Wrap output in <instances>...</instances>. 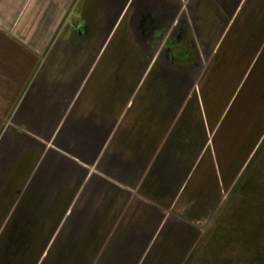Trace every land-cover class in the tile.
<instances>
[{
	"label": "crops",
	"instance_id": "crops-1",
	"mask_svg": "<svg viewBox=\"0 0 264 264\" xmlns=\"http://www.w3.org/2000/svg\"><path fill=\"white\" fill-rule=\"evenodd\" d=\"M263 43L264 0H0V264H179L219 198L194 86L264 112Z\"/></svg>",
	"mask_w": 264,
	"mask_h": 264
},
{
	"label": "rangeland",
	"instance_id": "rangeland-1",
	"mask_svg": "<svg viewBox=\"0 0 264 264\" xmlns=\"http://www.w3.org/2000/svg\"><path fill=\"white\" fill-rule=\"evenodd\" d=\"M174 25L179 26L182 37L190 33L185 22H174ZM172 30L171 26L165 30V40L171 41ZM176 31L177 27L174 32L177 33ZM193 45L190 44L192 49ZM257 45L250 44L239 67L247 64ZM166 46L169 45L165 44L164 50ZM263 47L264 43L261 50ZM257 58L258 54L244 77L245 88L257 78L258 65L264 62L259 59L254 66ZM208 78L207 75L202 79L201 87L203 83L207 85ZM232 83L233 80L229 81L225 90L216 92L201 90L196 86L193 89L198 103L202 97L209 105L206 112L213 121L205 123V152L199 157L196 168L200 164L205 165L206 155L210 153L219 198L211 216L203 226H196L192 240L189 237V248L181 256L179 264H264V112L254 105L257 100L252 93L248 106L241 105L239 112V105L234 102L238 92L239 104L241 102L243 93L240 89L243 82L230 103L226 107H219L218 102L222 100V104L223 99L231 94L229 87ZM219 95L221 97L216 102L215 97ZM199 107L203 115V108ZM221 109L223 110L219 112ZM225 129L226 133L222 132Z\"/></svg>",
	"mask_w": 264,
	"mask_h": 264
},
{
	"label": "flooded vegetation",
	"instance_id": "flooded-vegetation-1",
	"mask_svg": "<svg viewBox=\"0 0 264 264\" xmlns=\"http://www.w3.org/2000/svg\"><path fill=\"white\" fill-rule=\"evenodd\" d=\"M173 30H172V34H177V33H175L174 32V30H175V27L174 28H172ZM177 32V31H176ZM180 32V31H179ZM168 37V36H167ZM169 37H170V35H169ZM165 44H167V45H169L168 47L166 46V50H169L170 48H171V46H172V43H171V41L169 40V39H166L165 41H164V44H163V47L165 46ZM183 44H185L184 46H183ZM190 42L189 41H183V42H180L179 43V47H180V49L182 48H184L186 51H188V49H192L191 48V46H190ZM177 49V46L176 47H174V50L175 51H177L176 50ZM186 53H188V52H186ZM185 53V54H186Z\"/></svg>",
	"mask_w": 264,
	"mask_h": 264
}]
</instances>
